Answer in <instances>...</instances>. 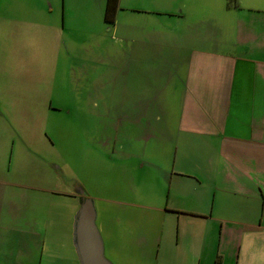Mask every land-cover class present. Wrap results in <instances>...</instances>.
<instances>
[{
	"label": "crops",
	"instance_id": "0c3cea01",
	"mask_svg": "<svg viewBox=\"0 0 264 264\" xmlns=\"http://www.w3.org/2000/svg\"><path fill=\"white\" fill-rule=\"evenodd\" d=\"M98 1L97 15L103 16L110 30L122 17L125 3L133 0H119L114 22L105 18L107 0ZM147 1L155 2L156 10L132 9L144 13L141 22L147 24L149 17L157 16L166 31L157 33L156 49L164 52L163 67L172 71L158 77L164 85L157 94L177 99L172 125H168L170 112L166 108L159 111L158 118L164 123L157 125L155 132L150 130L145 116L148 112L142 107L136 111L129 107L125 113L105 107L104 113L113 115L111 130L123 122L126 136L135 132L146 139L139 166L153 161L149 156L162 163L156 178L164 184L160 190L163 196L159 198V192L148 189L146 182L140 200L110 199L127 220L120 225L119 216H112L108 238L97 223L96 206V223L112 260L105 255L113 264H264V0H235L233 4L225 0L224 15L211 10L212 0L139 3ZM46 2L40 10L49 12L53 19L54 2ZM65 9L64 4L62 29ZM170 24L172 33L168 31ZM51 25L57 27L58 21ZM4 28L0 34L7 32ZM141 42L150 43L147 39ZM32 44L27 45L28 59L35 65L47 61L49 46L43 42V48L36 50V43ZM23 57L25 63L26 52ZM47 67L38 71L45 72ZM0 81L7 83L1 75ZM30 96L37 99L35 91ZM43 96L47 95H38L40 100ZM48 105L49 109L57 107L52 97ZM7 127L13 132L20 129L17 124ZM154 135L160 153L150 155L147 146ZM52 166L57 177L63 176L61 166ZM81 188L76 178L65 186H38L0 173V264H13L20 256L34 259L38 246L54 237L49 232V219L33 216L30 199L38 189L77 201L73 224ZM70 239L71 233L68 242Z\"/></svg>",
	"mask_w": 264,
	"mask_h": 264
},
{
	"label": "rangeland",
	"instance_id": "374dc122",
	"mask_svg": "<svg viewBox=\"0 0 264 264\" xmlns=\"http://www.w3.org/2000/svg\"><path fill=\"white\" fill-rule=\"evenodd\" d=\"M227 1L233 4L235 0ZM53 2L54 18L50 19L49 12L40 10L47 6L46 0H0V28L6 27L3 31H7L0 34V75L7 81L0 83L3 108L0 173L21 181L30 180L38 186L58 183L65 186L76 178L82 183L85 195L94 200L97 223L108 238L112 216H119L120 225L127 220L124 211L118 210L110 199L140 200L146 182L148 189L159 192V198L163 196L160 190L164 184L156 178L162 163L155 156H149L153 161H146L143 168L139 166L146 139L135 132L126 136L123 122L116 130H111L113 115L104 113V108L125 113L129 107L134 111L142 107L148 112L145 116L152 132L164 123L158 114L166 108L170 112L168 125H172V107L177 99L157 94L164 85L158 77L170 75L172 71L163 67L164 52L156 49L157 33L166 31L157 16L149 17L147 24L141 22L145 14L132 9L156 10L155 2L127 1L120 13L122 17L110 30L103 16L97 15L101 5L98 0ZM64 4L66 20L62 29ZM211 10L224 15L225 0H212ZM57 21V27L51 25ZM170 28L171 24L168 27L171 32ZM160 37L165 38L164 34ZM141 39L150 43H142ZM43 42L49 46L50 53L47 61L35 65L30 57L28 59L27 45L36 43L35 49L41 50ZM248 63L252 64V57ZM47 65L45 72L38 71L39 67ZM34 91L37 99L30 96ZM39 94L47 96L40 100ZM51 97L57 107L49 109L47 104ZM11 124H17L20 129L13 132L7 127ZM157 142L156 135L149 139L148 154L160 153ZM52 163L62 167L63 176L57 177ZM136 188L139 190L135 192ZM39 190L30 199L34 204L33 216L38 220L49 219V232L54 237L38 246L34 259L15 257L13 264H74L75 261L79 264L78 258L73 261V252L67 250L70 233L73 234L71 216L77 201ZM159 198L153 201L157 203ZM106 255L109 257L107 252Z\"/></svg>",
	"mask_w": 264,
	"mask_h": 264
},
{
	"label": "water",
	"instance_id": "95a60500",
	"mask_svg": "<svg viewBox=\"0 0 264 264\" xmlns=\"http://www.w3.org/2000/svg\"><path fill=\"white\" fill-rule=\"evenodd\" d=\"M79 207L73 219V243L80 264H113L105 255L104 241L96 223L94 200L80 189Z\"/></svg>",
	"mask_w": 264,
	"mask_h": 264
},
{
	"label": "trees",
	"instance_id": "16d2710c",
	"mask_svg": "<svg viewBox=\"0 0 264 264\" xmlns=\"http://www.w3.org/2000/svg\"><path fill=\"white\" fill-rule=\"evenodd\" d=\"M118 8L119 0H107L105 8V18L107 21L114 22Z\"/></svg>",
	"mask_w": 264,
	"mask_h": 264
},
{
	"label": "flooded vegetation",
	"instance_id": "af4514ba",
	"mask_svg": "<svg viewBox=\"0 0 264 264\" xmlns=\"http://www.w3.org/2000/svg\"><path fill=\"white\" fill-rule=\"evenodd\" d=\"M73 228V227H72ZM69 245V246H68ZM68 245H67V250L69 251V253L70 252H73V254H72V259H73V261H75V259L76 258H78V254H77V252H76V248H75V245H74V243H73V234H72V236H71V239H70V242H68ZM76 255H77V257H76ZM75 263H76V261H75ZM74 263V264H75ZM78 263L80 264V261H79V258H78Z\"/></svg>",
	"mask_w": 264,
	"mask_h": 264
}]
</instances>
